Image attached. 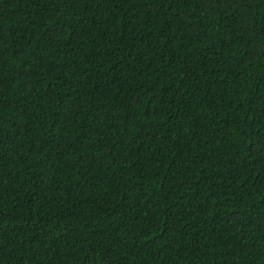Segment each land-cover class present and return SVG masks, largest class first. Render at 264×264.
I'll return each instance as SVG.
<instances>
[{"label": "trees", "instance_id": "1", "mask_svg": "<svg viewBox=\"0 0 264 264\" xmlns=\"http://www.w3.org/2000/svg\"><path fill=\"white\" fill-rule=\"evenodd\" d=\"M0 264H264V0H0Z\"/></svg>", "mask_w": 264, "mask_h": 264}]
</instances>
